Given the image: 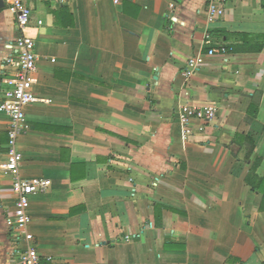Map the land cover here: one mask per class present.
<instances>
[{
	"label": "crops",
	"instance_id": "0c3cea01",
	"mask_svg": "<svg viewBox=\"0 0 264 264\" xmlns=\"http://www.w3.org/2000/svg\"><path fill=\"white\" fill-rule=\"evenodd\" d=\"M209 1L27 3L37 102L17 149L22 178L51 181L28 210L40 264H264V0L216 19ZM20 35L3 2L0 100ZM219 47L227 54L207 55ZM205 105L214 120L180 125L183 109ZM248 112L258 140L245 161L236 134ZM8 125L0 112V264H20ZM254 159L257 190L246 183Z\"/></svg>",
	"mask_w": 264,
	"mask_h": 264
},
{
	"label": "built area",
	"instance_id": "2783aa9c",
	"mask_svg": "<svg viewBox=\"0 0 264 264\" xmlns=\"http://www.w3.org/2000/svg\"><path fill=\"white\" fill-rule=\"evenodd\" d=\"M8 7V11L14 16L15 22L21 35L10 42L6 48L8 51H15L16 60L9 57L6 62L14 67L12 77L3 80L7 89L4 90L0 100V112L5 113L9 118L8 144L6 153V164L4 174L11 178V188L15 196V209L13 218L9 219L10 229L16 234V241L24 244V247L14 251L15 257L20 264H40L39 256L33 242V236L28 231L31 222L29 215L30 198L45 193L51 186V181L46 178L24 179L20 174L22 155L17 149L18 138L28 130L25 119V109L30 104L37 102L33 92L35 82L37 56L35 53L34 40L25 35L31 19V11L27 6L28 2L51 3L60 6L68 4L71 0H2ZM245 0H210L207 8L209 19H216L224 15L225 6L233 2ZM115 4L119 0H113ZM172 9L173 5H169ZM38 25L42 22L38 21ZM227 50L224 47L212 48L207 52L208 56L225 55ZM204 57L197 55L188 59L184 78H191L203 64ZM217 108L213 105L191 106L183 109L179 114V123L185 128L192 119L201 121H212L215 119Z\"/></svg>",
	"mask_w": 264,
	"mask_h": 264
},
{
	"label": "trees",
	"instance_id": "16d2710c",
	"mask_svg": "<svg viewBox=\"0 0 264 264\" xmlns=\"http://www.w3.org/2000/svg\"><path fill=\"white\" fill-rule=\"evenodd\" d=\"M256 108V103L252 102L251 109L254 110ZM252 112H248L246 118L242 121L240 128L238 129V133L236 134L240 142L245 145L246 156L245 161H249L253 152V148L257 142V138H253L254 122H252L251 117ZM258 137V136H257ZM258 166V160L254 159L253 163L249 169L248 177L246 178V183L253 189H262L263 181H260L258 177L255 175L256 167ZM260 185V186H259Z\"/></svg>",
	"mask_w": 264,
	"mask_h": 264
},
{
	"label": "water",
	"instance_id": "95a60500",
	"mask_svg": "<svg viewBox=\"0 0 264 264\" xmlns=\"http://www.w3.org/2000/svg\"><path fill=\"white\" fill-rule=\"evenodd\" d=\"M3 3V1L2 0H0V4H2Z\"/></svg>",
	"mask_w": 264,
	"mask_h": 264
}]
</instances>
